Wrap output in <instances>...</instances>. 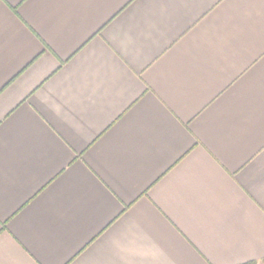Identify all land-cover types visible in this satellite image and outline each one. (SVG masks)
Here are the masks:
<instances>
[{"label": "crops", "instance_id": "crops-1", "mask_svg": "<svg viewBox=\"0 0 264 264\" xmlns=\"http://www.w3.org/2000/svg\"><path fill=\"white\" fill-rule=\"evenodd\" d=\"M264 258V0H0V264Z\"/></svg>", "mask_w": 264, "mask_h": 264}, {"label": "trees", "instance_id": "trees-1", "mask_svg": "<svg viewBox=\"0 0 264 264\" xmlns=\"http://www.w3.org/2000/svg\"><path fill=\"white\" fill-rule=\"evenodd\" d=\"M243 264H264V258H262L261 260L249 261V262L243 263Z\"/></svg>", "mask_w": 264, "mask_h": 264}]
</instances>
